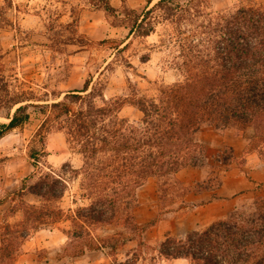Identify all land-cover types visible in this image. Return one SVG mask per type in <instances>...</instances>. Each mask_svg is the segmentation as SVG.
<instances>
[{
    "label": "trees",
    "instance_id": "obj_1",
    "mask_svg": "<svg viewBox=\"0 0 264 264\" xmlns=\"http://www.w3.org/2000/svg\"><path fill=\"white\" fill-rule=\"evenodd\" d=\"M100 1L105 12L132 36H148L157 25L171 23L180 47L176 65L181 77L160 85L156 96L126 101L105 98L103 85L91 83L89 78L81 89L66 91L61 99L49 102L37 98L31 88L12 83L4 73L0 47V111L8 120L0 123V139L28 120L29 106L38 107L45 114L37 133L41 145V130L54 129L63 132L82 156L80 174L91 201L71 216L74 227L67 231L71 241L60 247L72 256L103 247L80 217L92 223L110 222L118 204L134 200L148 177L201 166L197 134L203 125L215 130L251 127V149L264 159V4L214 12L208 0H156L149 5L150 0L138 12L129 8L118 11L108 0ZM78 41L92 43L83 38ZM124 102L141 112L138 120L119 117ZM30 157L37 166L36 152ZM54 175L49 170L39 182L23 184L17 193L27 189L49 202L61 198L66 182ZM61 213L57 208L45 212L27 204L24 221L6 222L1 227L0 264H12L29 232ZM260 232L254 225L248 230L231 219H221L183 238L166 235L160 252L166 258H187L193 264H264V234Z\"/></svg>",
    "mask_w": 264,
    "mask_h": 264
},
{
    "label": "rangeland",
    "instance_id": "obj_2",
    "mask_svg": "<svg viewBox=\"0 0 264 264\" xmlns=\"http://www.w3.org/2000/svg\"><path fill=\"white\" fill-rule=\"evenodd\" d=\"M108 1L118 11L129 8L139 12L150 0ZM155 1L151 0L149 5ZM208 2L209 9L214 12L229 11L242 5L264 4V0ZM79 38L92 43L81 45ZM177 45L171 23L157 25L148 36H132L127 28L117 25L116 18L105 12L100 0H0V47L4 73L12 83L31 88L37 98L49 102L61 99L66 91L81 89L89 78H92L91 83L103 85V94L107 99L126 101L129 97L156 96L160 85L170 84L181 77L176 65V55L180 50ZM27 111L28 120L0 139V230L6 222L15 225L24 221L27 204L45 212L56 208L62 212L58 218L45 219L46 224L31 230L28 236L39 229L58 227L72 230L71 216L75 212L80 213V208L91 201L80 174L82 156L67 142L63 132L54 129L41 130L44 135L42 146L37 133L45 114L38 107L29 106ZM118 115L132 122L141 117V112L124 102ZM7 121L5 112L0 111V123ZM210 129L216 134L211 138V145L201 142L197 135L202 146L199 157L202 165L195 167L197 172H186L182 177L175 174L151 176L145 180L148 188L155 190L156 213L148 223L139 225L138 220L145 216V212L136 213L135 210L139 199L151 197L150 190L138 197L137 189L134 200L120 202L110 222L92 223L80 217L93 231L95 226L104 225L99 239L112 247L109 252L113 254L115 264L125 252L129 264H168L161 262L163 255L160 252V245L166 236L153 243L149 239L153 236L151 226L166 219L169 212L190 207L191 203L183 200L188 191L215 192L227 172L237 173L232 176L234 180L240 171L247 170V162L260 160L264 163L258 152L251 149V127L240 129L231 126L215 130L210 125L202 126V130ZM31 152L37 154V166L32 164ZM49 170L55 173V178L61 177L66 182L61 198L49 202L29 194L27 189L22 194L17 193L23 184L30 186L39 182ZM193 177H200V180L191 185L184 184ZM70 204L73 205L71 213L67 209ZM221 219H231L248 230H253L254 225L264 234V188L261 196L235 205L225 217L217 220ZM209 224L195 230H203ZM128 238H139L132 252L122 246ZM29 246L25 240L22 241L13 263ZM45 250L37 249V256L41 257ZM64 254L62 249L57 251V257L62 258ZM187 260L186 264H193Z\"/></svg>",
    "mask_w": 264,
    "mask_h": 264
},
{
    "label": "crops",
    "instance_id": "obj_3",
    "mask_svg": "<svg viewBox=\"0 0 264 264\" xmlns=\"http://www.w3.org/2000/svg\"><path fill=\"white\" fill-rule=\"evenodd\" d=\"M214 133L211 129L202 130L201 128L197 135L201 142L211 145V138L216 135ZM245 168L247 170L240 171L234 180H232V176L237 173L234 171L227 172L222 185L215 192L213 190L188 191L185 197H183V200L187 204L191 203V206L189 205L190 207L186 209L169 212L166 219L157 221L151 226L153 236L149 239L153 243H158L166 235L184 236L190 230L204 227L217 219L225 217L235 205L242 204L248 200L251 201L261 196L264 188V163L260 160L254 163L247 162ZM197 171V168L187 166L181 168L175 175L182 177L186 172L195 173ZM199 180L200 177H193L185 181L184 184L191 185ZM148 186V183L145 181L138 188V197L140 195L143 196L144 192L150 190ZM150 191L151 193L149 194H151V197L145 200L139 199V205H137V209L135 210L136 213L139 211L145 212V216L138 220L139 225L148 223L154 218L156 213L154 202L155 190L151 189ZM212 193L216 194L213 195ZM72 207V204L67 206L69 213L73 212ZM103 226H95L94 231L87 226L90 235L95 238L97 243L103 245V247L100 249L86 250L77 256L66 253L60 259L57 257V251H59L61 246L67 245L71 241L67 231L58 227L54 229H39L28 236L29 238L25 239V242L29 243L30 246L26 248L25 252L19 255L13 264H115L113 254L109 252L112 247L107 244L104 245L99 239L103 235ZM138 243L139 238H128L122 246L132 252ZM43 248L46 249L45 254L38 257L36 250ZM70 248L68 251H70ZM127 257L128 254L125 252L119 257L117 263L129 264L126 260ZM187 261V258H166L161 256V262L168 264H186Z\"/></svg>",
    "mask_w": 264,
    "mask_h": 264
}]
</instances>
